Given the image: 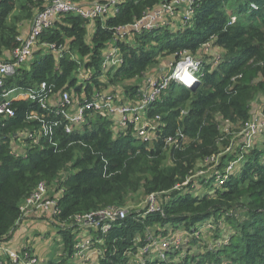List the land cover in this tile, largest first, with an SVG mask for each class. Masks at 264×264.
I'll list each match as a JSON object with an SVG mask.
<instances>
[{
  "label": "trees",
  "instance_id": "16d2710c",
  "mask_svg": "<svg viewBox=\"0 0 264 264\" xmlns=\"http://www.w3.org/2000/svg\"><path fill=\"white\" fill-rule=\"evenodd\" d=\"M170 1L120 0L118 12L103 21L62 14L42 32L31 58L5 78L2 89H36L45 82L54 98L67 91L81 100L143 77L161 57H173L176 63L184 54L197 55L207 44L224 51L216 63L200 62L196 87L170 80L150 104L146 117L159 116L153 139L137 137L131 128L117 131L112 118L96 111L67 133L65 119L50 113L48 105L11 99L14 116L0 115V241H8L16 228L23 199L40 182H56L58 212L52 221L62 253L44 264L73 262L77 231L83 228L92 237L90 249L98 251V264H130L149 242L170 237L180 227L192 235L207 224L214 232L211 247L186 253L176 263L178 248L161 249L165 255L157 259L150 255L154 249L139 264H264V146H248L243 140L230 149V136L222 129L226 125L236 126L235 132L243 130L252 117L251 102L264 94V0H198L193 16L183 23L132 30L131 40L126 32L118 33L119 27L136 23ZM40 8L41 0H0V62L20 44V25ZM111 42L121 62L103 69V50ZM44 44L61 48L60 55ZM43 49L46 52L38 54ZM80 69L91 73L86 83L78 78ZM139 91L127 87L122 100L138 102ZM31 112L58 121L51 139L33 143L22 135L41 125L28 118ZM170 137H178L177 145L168 143ZM212 157L213 170L199 176L204 191L188 190L198 163ZM138 191L160 194L161 211H148L147 203L145 209L113 221L105 233L72 225L74 216L120 208ZM199 241L192 238L188 244Z\"/></svg>",
  "mask_w": 264,
  "mask_h": 264
},
{
  "label": "built area",
  "instance_id": "2783aa9c",
  "mask_svg": "<svg viewBox=\"0 0 264 264\" xmlns=\"http://www.w3.org/2000/svg\"><path fill=\"white\" fill-rule=\"evenodd\" d=\"M119 1L120 0H95L89 2L88 5H80L76 0H41L42 8L36 10L34 17L31 20V28L28 35L25 38H19L20 44L10 52V56L7 59L0 62V89H2L4 85L5 78L12 75L19 66L26 63L31 58L33 50L38 45L42 32L49 26L53 25L54 20L60 15L74 13L91 22L95 20L103 21L108 17L114 16L118 12ZM196 1L198 0H171L170 2L162 3L154 8V10L152 9L147 12L136 23L129 26H132L135 30H139L143 27L152 28L154 25H161V23L154 24L151 21L160 18L163 14L169 13L171 10L174 12L177 9H184L186 14L184 19L188 20L193 16ZM232 20L234 21L235 18L232 17ZM162 24H165V22ZM129 26L119 27L117 29L118 33L123 32L124 34L127 32L125 30ZM44 45L58 55H60L62 51L61 48L56 47L55 44ZM120 57L121 56L116 48L113 49L112 55L107 57L104 55L102 64L103 69L109 66L108 64L120 63ZM192 58H194L192 55L184 54L165 78L162 77V79L156 81H154L153 78L147 79L146 85L148 87L146 89H140L139 92L141 93V98L138 102L123 101L121 96L114 94L109 95L106 92H95L90 98L82 97L81 100H75L69 92L62 91L60 96L56 99L53 94H49L51 90H47L45 82H42L36 89L26 90L18 87L2 89L0 95L2 98V102L0 103V115L3 117L14 116V110L9 105L10 100L25 99L37 102L43 108H47L48 105L50 113L54 112L65 119V131L67 133L82 126L86 122V115L90 111H96L112 118L114 121V128L117 131H125L131 128L137 137L153 139L155 138L154 129L156 128L154 120L159 119V116H156L154 120H149L146 117L149 106L169 85L170 80L183 84L189 89H193L199 84L200 78L198 72L201 68V60L194 61ZM218 60L219 59L214 62L216 63ZM183 69H187L192 74L194 77L193 82L185 83L181 79L180 72ZM28 118L30 120H38L41 125L35 132L29 131L22 135L30 138L33 143H38L41 137L52 138L53 127L58 125V121H49L45 119V115H39L37 112H31ZM250 130L253 134L264 132L263 113H258L254 120H250L247 123L246 127L243 129L244 132H247L246 137L252 135L251 133H248ZM151 134L152 137H150ZM176 136L184 138L181 133H177ZM177 142L178 137H170L168 139V143L171 145H177ZM247 145L249 146V143ZM48 191L49 189L46 182H40L30 195L23 199L20 204L21 216L17 223L26 215L32 214L37 210L50 212L51 215L58 212L56 208L58 195L57 193L54 195L53 190V194L45 198V194ZM150 197V200L147 202L148 211H161L155 201V196L150 195ZM126 213L127 211L125 209L116 206H109L74 216L72 218L74 221L72 225L74 224L78 228L91 227V229H100L105 233L110 228L113 221L124 218L127 215ZM89 233L88 230L87 234H82L77 231L75 244L76 259H84L85 261L89 260V251L90 246L92 245V237ZM179 242H181V238L178 237L175 239H169L168 241H166L165 238L162 241L157 240L155 242H149L142 248V253L150 252L157 246V243L161 249H169V246H178ZM0 264H39V261L33 253L30 244L21 246L17 251L13 249L7 241H0Z\"/></svg>",
  "mask_w": 264,
  "mask_h": 264
},
{
  "label": "rangeland",
  "instance_id": "374dc122",
  "mask_svg": "<svg viewBox=\"0 0 264 264\" xmlns=\"http://www.w3.org/2000/svg\"><path fill=\"white\" fill-rule=\"evenodd\" d=\"M78 4L80 5H88V1L87 0H77ZM178 7V6H177ZM176 7V8H177ZM154 10V9H153ZM156 10V9H155ZM155 14V13H154ZM152 14V15H154ZM186 17V14L184 12V9H178L176 11H170L169 13H165L163 14L160 18L151 21L154 24L157 23H163L165 22V24H170L172 25L173 23H179L181 21V23L184 22V18ZM92 24H90L87 27V31L90 34L92 32ZM94 25V24H93ZM135 30V28H133L132 26H129L125 31L126 34V38L131 40V34L130 31ZM121 35H123V32H121ZM117 37H119V35H116ZM113 44L112 42L109 43L106 48L103 50V55H105V57L112 55L113 52ZM46 52L45 49H43L40 53L38 54H42ZM37 54V55H38ZM224 51L222 49H220L219 47H216L212 44L209 45H205L203 46V48L199 51V53L197 55H192V58L194 61L197 60H201L204 61L206 63H212L215 60L219 59L223 57ZM177 63V62H176ZM175 58L170 57V56H166V57H161L159 58V62L157 64H155L154 66H151L146 73L144 74L143 77L141 78H134L132 80H128L123 82L122 84H118L116 86H114V88H107V89H103L101 92H106L107 94H114V95H118L121 97H124V94L126 93V88L127 87H134L137 90L140 89H146L148 86L146 85V80L149 78H153L154 81L156 80H160L162 79V77L165 78V76H167V74H169L170 70L175 66ZM110 65V64H108ZM116 65V64H113ZM91 73H86L84 72L82 69H80V71L78 72V78L81 79L82 82L88 81V79L90 78ZM111 90V91H110ZM251 113H252V117H251V121L255 119L256 115L258 113H263L264 114V94L263 95H259L257 96L252 102H251ZM252 125V124H251ZM236 126H226V125H222V129L226 130L227 134L230 136V146L229 148L232 149L234 146L236 147V145H240L241 141L245 140V144L247 145L248 143L250 145H255L258 147H262L264 146V132L263 133H251L252 131L250 130L248 133H251V136H247V132L240 130L235 132ZM243 131V132H242ZM150 137H152V134L150 135ZM248 139V140H247ZM18 144L20 146L23 147V143L21 141H18ZM25 148H27V145L25 146ZM228 149V150H230ZM216 161L214 159H208V160H204L198 163V165L196 166L193 174L191 175V179L194 181L193 185L190 187V191L192 192H199L202 193L204 191V187L201 186L200 184V175H204L206 174L208 171L213 170L214 165H215ZM189 178V180H190ZM48 186L49 191L46 192L45 194V198L48 197L49 195L53 194V190H54V186H56V182L48 184L46 183ZM186 184V183H184ZM185 189V188H184ZM155 196V201L158 202L161 199V195H154ZM152 197V196H151ZM150 195L147 196V194H144L142 191H138L135 192L131 195L128 196L127 201L125 203V205H123L122 209H125L127 211L126 214H128L129 211H141L142 209H145V205H147L148 200H150ZM30 215V214H28ZM27 215V216H28ZM26 216V217H27ZM49 218H45V221H47L48 223H53L52 221V215H48ZM44 229L43 231H40V233H34L31 232L30 234V246L31 249L33 248L34 252L38 254L39 258L41 256H45L49 259H53L56 256H59V254L62 253V246H61V240H60V236H59V232L58 229L56 228L55 225H49L47 223H44ZM205 228L202 229H196L195 232L192 235H188L186 232H184L182 230V228L180 227L179 229H177L174 233H169L170 237H166V241H168L169 239H175L176 237L181 238V242H179V245L176 246L174 245L173 248H170L171 246H169V249H177L178 250V255L175 256L173 258V261L176 263L180 260V258L184 257L186 253H199L201 251L204 250L205 246H209L211 247L214 243V232L213 230L211 231L210 227L211 225H205ZM77 227V226H76ZM41 226H36L35 229L36 231L41 230ZM227 227L223 228V231L226 232ZM80 232V230H79ZM34 233V234H32ZM89 233V231H88ZM85 234H87V230L85 231ZM194 235V236H193ZM197 237H199L200 241L197 242L196 244H188V242L190 241V239L194 238L196 239ZM159 238V237H158ZM165 238H159L158 241H162ZM157 241V240H156ZM215 244V243H214ZM155 249V252L153 251V253H151L150 255L152 256L151 258L153 259H157V258H163V256L165 255V253H163L161 251V248L159 247L158 243L157 246L155 248H153V250ZM168 249V250H169ZM166 250L167 249H163ZM101 251H103V248L100 249V254ZM172 251V250H169ZM96 252H94L92 255H95ZM90 254V253H89ZM146 257V258H145ZM149 258V252L146 253V255L144 256V254L142 253H138L135 256V259L130 260V264H139L144 262L145 259ZM76 258L73 259V262L70 260L69 264H98V260L95 258V256L89 258V260H76L74 261ZM168 260V259H167ZM39 264H44V262H39Z\"/></svg>",
  "mask_w": 264,
  "mask_h": 264
},
{
  "label": "crops",
  "instance_id": "0c3cea01",
  "mask_svg": "<svg viewBox=\"0 0 264 264\" xmlns=\"http://www.w3.org/2000/svg\"><path fill=\"white\" fill-rule=\"evenodd\" d=\"M92 26V25H91ZM31 28V20H27L25 22H23L20 27H19V33L20 36L19 38H25ZM10 56V52H5L4 53V59H7ZM3 59V60H4ZM48 215H51L50 212H46V211H42V210H37L35 212H33L30 215H26L25 217H23L17 224H16V228L12 231L11 236L9 238V240L7 241V243L15 250H19L21 248V246L25 245V244H30V234L31 232L34 233H40V231H43L44 229V223L47 224H51L54 225L53 223H48L47 221H45V218H49ZM36 226H41V230L36 231L35 227ZM87 229H81L80 233H85ZM32 233V234H34ZM31 247V246H30ZM33 249V248H32ZM34 252V250H33ZM90 254H89V258L95 256L96 255H92L94 252L98 253L97 250H91L90 249ZM95 253V254H96ZM34 254L36 255L37 259L39 262H44L46 260H48V256H41L39 258L38 254L34 252ZM77 260H82V259H77ZM84 260V259H83Z\"/></svg>",
  "mask_w": 264,
  "mask_h": 264
},
{
  "label": "bare ground",
  "instance_id": "6f19581e",
  "mask_svg": "<svg viewBox=\"0 0 264 264\" xmlns=\"http://www.w3.org/2000/svg\"><path fill=\"white\" fill-rule=\"evenodd\" d=\"M180 77L185 83H191L194 80V77L187 69H183L180 72Z\"/></svg>",
  "mask_w": 264,
  "mask_h": 264
}]
</instances>
